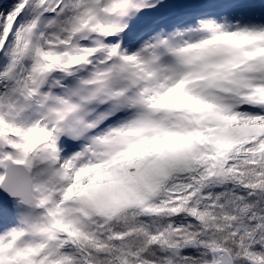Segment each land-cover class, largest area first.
<instances>
[{
	"label": "snow or ice",
	"instance_id": "snow-or-ice-1",
	"mask_svg": "<svg viewBox=\"0 0 264 264\" xmlns=\"http://www.w3.org/2000/svg\"><path fill=\"white\" fill-rule=\"evenodd\" d=\"M0 264H264V0H0Z\"/></svg>",
	"mask_w": 264,
	"mask_h": 264
}]
</instances>
